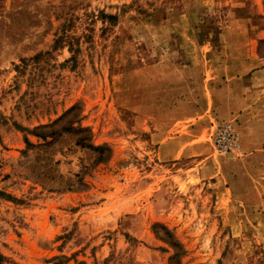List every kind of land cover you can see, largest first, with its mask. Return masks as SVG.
I'll return each instance as SVG.
<instances>
[{
	"label": "rangeland",
	"instance_id": "obj_1",
	"mask_svg": "<svg viewBox=\"0 0 264 264\" xmlns=\"http://www.w3.org/2000/svg\"><path fill=\"white\" fill-rule=\"evenodd\" d=\"M0 264H264V0H0Z\"/></svg>",
	"mask_w": 264,
	"mask_h": 264
},
{
	"label": "built area",
	"instance_id": "obj_2",
	"mask_svg": "<svg viewBox=\"0 0 264 264\" xmlns=\"http://www.w3.org/2000/svg\"><path fill=\"white\" fill-rule=\"evenodd\" d=\"M213 146L218 152L242 154L240 135L232 121L223 122L213 132Z\"/></svg>",
	"mask_w": 264,
	"mask_h": 264
}]
</instances>
